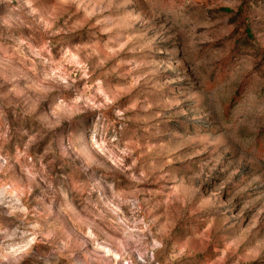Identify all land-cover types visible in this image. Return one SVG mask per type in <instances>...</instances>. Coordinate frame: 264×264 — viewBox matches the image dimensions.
Segmentation results:
<instances>
[{
	"label": "rangeland",
	"instance_id": "374dc122",
	"mask_svg": "<svg viewBox=\"0 0 264 264\" xmlns=\"http://www.w3.org/2000/svg\"><path fill=\"white\" fill-rule=\"evenodd\" d=\"M0 264H264V0H0Z\"/></svg>",
	"mask_w": 264,
	"mask_h": 264
},
{
	"label": "trees",
	"instance_id": "16d2710c",
	"mask_svg": "<svg viewBox=\"0 0 264 264\" xmlns=\"http://www.w3.org/2000/svg\"><path fill=\"white\" fill-rule=\"evenodd\" d=\"M238 95H239V92H237L236 96L238 97Z\"/></svg>",
	"mask_w": 264,
	"mask_h": 264
}]
</instances>
